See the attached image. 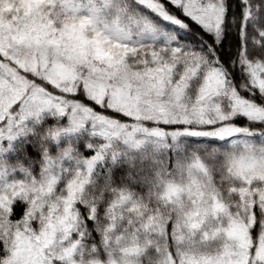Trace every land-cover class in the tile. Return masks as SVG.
Instances as JSON below:
<instances>
[{"label": "snow or ice", "instance_id": "snow-or-ice-1", "mask_svg": "<svg viewBox=\"0 0 264 264\" xmlns=\"http://www.w3.org/2000/svg\"><path fill=\"white\" fill-rule=\"evenodd\" d=\"M0 264H264V0H0Z\"/></svg>", "mask_w": 264, "mask_h": 264}]
</instances>
